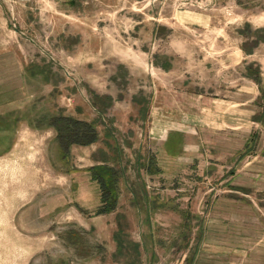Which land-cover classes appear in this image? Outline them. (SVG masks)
I'll use <instances>...</instances> for the list:
<instances>
[{"label": "rangeland", "instance_id": "rangeland-1", "mask_svg": "<svg viewBox=\"0 0 264 264\" xmlns=\"http://www.w3.org/2000/svg\"><path fill=\"white\" fill-rule=\"evenodd\" d=\"M0 264H264V0H0Z\"/></svg>", "mask_w": 264, "mask_h": 264}, {"label": "trees", "instance_id": "trees-1", "mask_svg": "<svg viewBox=\"0 0 264 264\" xmlns=\"http://www.w3.org/2000/svg\"><path fill=\"white\" fill-rule=\"evenodd\" d=\"M47 124L56 130L59 147L66 152L71 144H89L98 138V130L93 121L64 113H55L49 117ZM91 180L98 184L99 203L95 213L110 211L117 201V181L120 168L106 163L92 164L87 168Z\"/></svg>", "mask_w": 264, "mask_h": 264}, {"label": "crops", "instance_id": "crops-1", "mask_svg": "<svg viewBox=\"0 0 264 264\" xmlns=\"http://www.w3.org/2000/svg\"><path fill=\"white\" fill-rule=\"evenodd\" d=\"M73 115V114H72ZM76 117H78V116H76ZM78 118H81V117H78ZM81 119H85V118H81ZM85 120H89V119H85Z\"/></svg>", "mask_w": 264, "mask_h": 264}]
</instances>
